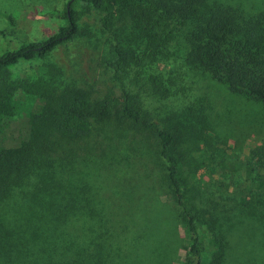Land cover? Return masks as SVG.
<instances>
[{
	"label": "rangeland",
	"instance_id": "1",
	"mask_svg": "<svg viewBox=\"0 0 264 264\" xmlns=\"http://www.w3.org/2000/svg\"><path fill=\"white\" fill-rule=\"evenodd\" d=\"M67 1L0 0V55L57 33L64 25L58 12ZM219 1L246 11L258 10L264 2ZM74 12L75 36L46 56L12 65L11 79L44 80L57 88L74 85L90 89L94 98L114 93L119 97L127 91L145 118L186 133L183 146L202 162L196 171L190 165L187 175L195 187L193 212L202 263L211 264L221 238L226 243L222 264H264V104L182 63L179 57L187 45L180 25L173 30L170 25L158 26L161 31L172 30L174 56L168 64L150 63L138 71L130 61L122 64L115 78L107 61L116 55L93 11L76 3ZM115 29L124 49L139 50L143 42L136 38L138 28L127 21L117 23ZM154 79L168 86L166 95L156 90ZM13 103V115L0 123V147L18 145L28 137L30 116L40 111L43 99L19 89ZM158 145L150 130L128 129L112 144L114 151L108 157L112 164L106 162L101 172L92 175L106 224L100 232L111 233L108 240L116 264H188L189 239L170 185L162 177L165 162ZM86 226L91 227L87 219Z\"/></svg>",
	"mask_w": 264,
	"mask_h": 264
},
{
	"label": "trees",
	"instance_id": "2",
	"mask_svg": "<svg viewBox=\"0 0 264 264\" xmlns=\"http://www.w3.org/2000/svg\"><path fill=\"white\" fill-rule=\"evenodd\" d=\"M76 3L93 11L106 35L116 55L107 61L115 78L130 61L138 71L150 63L168 64L174 56L172 30L180 25L187 45L179 57L182 63L264 104V2L258 10L246 11L219 0H68L58 12L64 25L57 33L0 55V123L14 113L15 91L23 89L43 99L40 111L30 116L28 137L18 145L0 147V264H116L108 240L111 233L100 232L106 224L92 175L106 162L112 164L108 157L114 140L134 128L148 129L158 138L165 162L162 177L170 185L189 239L187 263L203 264L193 212L195 187L187 177L189 166L196 171L202 162L183 146L186 133L145 118L127 91L119 97L114 93L94 98L90 89L74 85L57 88L44 80L11 79L12 65L46 56L75 36ZM7 17L14 24L13 17ZM127 21L139 29V50L121 45L115 25ZM160 24L172 30L161 31ZM154 82L166 95L168 86ZM225 244L220 238L211 264L223 263Z\"/></svg>",
	"mask_w": 264,
	"mask_h": 264
}]
</instances>
